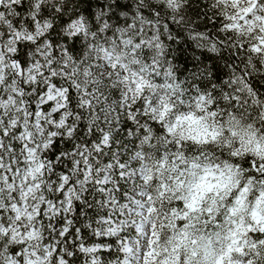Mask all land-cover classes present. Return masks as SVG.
Instances as JSON below:
<instances>
[{"label": "snow or ice", "instance_id": "snow-or-ice-1", "mask_svg": "<svg viewBox=\"0 0 264 264\" xmlns=\"http://www.w3.org/2000/svg\"><path fill=\"white\" fill-rule=\"evenodd\" d=\"M0 264H264V0H0Z\"/></svg>", "mask_w": 264, "mask_h": 264}]
</instances>
